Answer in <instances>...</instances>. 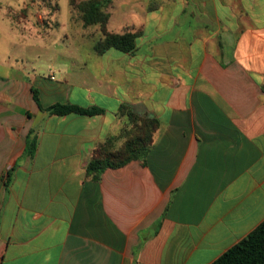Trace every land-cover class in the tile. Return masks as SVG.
Returning <instances> with one entry per match:
<instances>
[{
  "label": "crops",
  "instance_id": "crops-1",
  "mask_svg": "<svg viewBox=\"0 0 264 264\" xmlns=\"http://www.w3.org/2000/svg\"><path fill=\"white\" fill-rule=\"evenodd\" d=\"M131 3L135 49L93 41L74 83L0 63V264H211L264 221V0ZM122 106L160 123L146 162L89 178L95 148L123 143Z\"/></svg>",
  "mask_w": 264,
  "mask_h": 264
},
{
  "label": "trees",
  "instance_id": "trees-1",
  "mask_svg": "<svg viewBox=\"0 0 264 264\" xmlns=\"http://www.w3.org/2000/svg\"><path fill=\"white\" fill-rule=\"evenodd\" d=\"M71 5L82 13L80 19L84 21V27L101 24V33L105 39L100 36L95 42L94 49L97 54L102 55L109 49L125 53L135 49L136 40L141 36L140 31H132L127 27L123 36L109 34L106 31L104 25L107 24L109 16L101 12V9L107 10L106 0H81V3L71 0ZM32 93L38 106L43 109L38 89L32 88ZM46 111L58 116L68 114L93 116L103 113V110L97 107L83 108L67 103H56L46 108ZM120 115L128 118L127 124L120 133L123 143L120 148L115 149L112 143L114 139L110 138L95 148L87 166L89 178L100 180L104 169L119 168L133 160L146 162V155L153 145L154 136L160 126L159 121L147 115L138 116L126 106L121 107ZM36 143V136L30 132L27 138L28 153L34 152ZM211 264H264V221Z\"/></svg>",
  "mask_w": 264,
  "mask_h": 264
},
{
  "label": "clouds",
  "instance_id": "clouds-1",
  "mask_svg": "<svg viewBox=\"0 0 264 264\" xmlns=\"http://www.w3.org/2000/svg\"><path fill=\"white\" fill-rule=\"evenodd\" d=\"M51 3H58L60 11L53 13L51 9L43 6L42 0H35V4H32L31 0H0V63L8 62L13 45L21 48L54 47L65 34L70 36L72 33L73 17L76 18V31L79 35L98 33L105 39L100 23L84 27V21L80 19L82 13L72 7L71 0H51ZM77 3H81V0H77ZM112 4L115 7L101 9V12L109 16L107 24L104 25L109 34L123 36L126 27L132 31L138 30L148 18L143 15L147 11L144 5L132 4L131 0H112ZM125 8L127 11H122ZM25 11L26 16H22L21 13ZM149 16L157 19V11L149 13ZM38 20H48L49 27L45 29ZM57 21L60 24L59 30L51 27ZM132 25H135V30L131 29ZM52 36H55V39H51ZM48 40H51L50 44L46 42ZM50 67L52 71H58V66Z\"/></svg>",
  "mask_w": 264,
  "mask_h": 264
},
{
  "label": "rangeland",
  "instance_id": "rangeland-1",
  "mask_svg": "<svg viewBox=\"0 0 264 264\" xmlns=\"http://www.w3.org/2000/svg\"><path fill=\"white\" fill-rule=\"evenodd\" d=\"M32 4H35V0H31ZM42 4L45 7L51 9L53 13L59 12V4L53 5L51 0H42ZM26 14V12L24 13ZM73 20H76L73 19ZM45 29L49 26L48 20H38ZM58 21L54 22L51 26L59 30L60 26ZM72 33L69 35L65 34L59 43L54 47L40 48V47H28L21 48L19 46L13 45L11 47L10 62L16 70L20 72L24 69L32 75H41L47 77L49 74L55 75L57 81L64 80V74L67 73L69 79L74 83L78 81L79 78L75 79L74 72H90L93 71V65H91L88 55L91 51V46L94 44L93 41H97L96 36L98 33H93L88 35L87 39H83L79 33L75 32V28L72 27ZM47 35V33H45ZM51 39H55L52 36ZM51 43V40L46 41ZM81 62L83 64L81 65ZM50 66H58V71H52ZM1 71V70H0ZM51 75V76H52ZM91 74L88 73L87 76ZM91 79H88L90 82Z\"/></svg>",
  "mask_w": 264,
  "mask_h": 264
},
{
  "label": "built area",
  "instance_id": "built-area-1",
  "mask_svg": "<svg viewBox=\"0 0 264 264\" xmlns=\"http://www.w3.org/2000/svg\"><path fill=\"white\" fill-rule=\"evenodd\" d=\"M51 79H55V77L52 75V76H51Z\"/></svg>",
  "mask_w": 264,
  "mask_h": 264
}]
</instances>
